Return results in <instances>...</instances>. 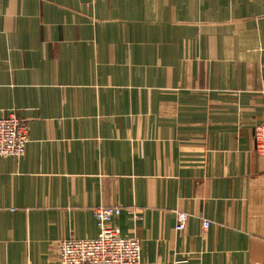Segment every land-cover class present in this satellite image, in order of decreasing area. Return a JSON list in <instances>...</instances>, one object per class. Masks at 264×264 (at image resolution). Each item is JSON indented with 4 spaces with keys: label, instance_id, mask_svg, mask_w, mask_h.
Returning <instances> with one entry per match:
<instances>
[{
    "label": "crops",
    "instance_id": "0c3cea01",
    "mask_svg": "<svg viewBox=\"0 0 264 264\" xmlns=\"http://www.w3.org/2000/svg\"><path fill=\"white\" fill-rule=\"evenodd\" d=\"M11 109L0 264H57L103 205L141 264H264V0H0Z\"/></svg>",
    "mask_w": 264,
    "mask_h": 264
},
{
    "label": "built area",
    "instance_id": "2783aa9c",
    "mask_svg": "<svg viewBox=\"0 0 264 264\" xmlns=\"http://www.w3.org/2000/svg\"><path fill=\"white\" fill-rule=\"evenodd\" d=\"M261 136L257 132V142ZM27 142V123L17 116L15 110H8L0 116V157H21ZM120 211L118 205L94 208L97 235L94 238L70 237L60 240L57 245V264H141L139 239L122 234L115 224ZM188 216L185 211L176 212V231L184 229ZM208 225L209 221L203 220V227L207 228Z\"/></svg>",
    "mask_w": 264,
    "mask_h": 264
}]
</instances>
